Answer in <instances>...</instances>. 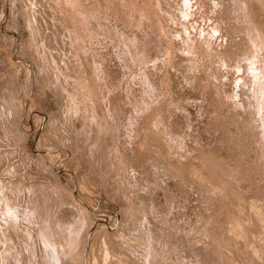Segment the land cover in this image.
Returning <instances> with one entry per match:
<instances>
[{
  "label": "rangeland",
  "instance_id": "1",
  "mask_svg": "<svg viewBox=\"0 0 264 264\" xmlns=\"http://www.w3.org/2000/svg\"><path fill=\"white\" fill-rule=\"evenodd\" d=\"M75 1L0 0V243L3 244L0 256L5 252V262L8 264H47L44 257L51 256L49 251L52 252V247L58 249V253L61 250V254L66 251L55 245L51 247L49 242L42 244L46 242L43 241L47 234L44 228L55 223L57 229V224L65 220L63 227L59 224L58 228H66L67 223L68 231L55 230L58 234L63 230L70 235L76 232L78 239H75L77 242L79 240V245L75 244V249L79 252L75 250L78 253L74 251V256H68L69 259L64 256L61 259L63 264L72 261L71 264H78L81 259L85 262L83 260L79 264H87V261L90 264V260L92 264H182L185 261H188L187 264H208L211 260L213 264L226 261L230 262H226L228 264L234 261L233 264H264V226L259 224L264 221V159H261L264 158V0ZM66 3H75V8L74 5L73 9H69L70 6L67 8ZM62 8L64 12L60 13ZM82 8L86 9V13ZM66 11L73 12L71 15L76 14V17L70 13L66 15ZM61 14L66 18L63 19ZM65 19H69L68 22ZM69 21L75 22L76 26ZM54 45L57 47L55 51L52 49ZM12 105L17 110H10ZM10 120H16L17 126ZM11 124L15 129L11 130ZM148 124L150 128H147ZM18 127L20 130L16 132ZM153 132L154 137L159 139L153 137ZM165 149L169 150L168 154L164 152ZM145 152L151 158L148 159ZM9 157L13 160L8 161ZM165 160L167 164L163 162ZM156 161L160 168L165 165L164 171L157 167ZM8 165L14 171H10ZM8 170L10 174H7ZM14 177L19 182L24 179L22 187L19 182H14ZM39 184L42 190H39ZM56 184L62 187L59 185L57 188ZM46 185L51 187L52 192ZM44 187L45 190L49 188L50 198L45 195L41 197L40 193L47 191ZM63 187L67 189L60 191ZM255 187L263 190V197ZM56 190L63 194L58 192L61 196L59 199L54 197L58 195L54 193ZM14 192L19 193L16 195ZM21 192L25 194L20 198ZM257 192L258 199L255 198ZM52 193L55 194L54 198ZM15 196H18V200ZM63 197L74 200L69 203L74 206L71 208L69 200H62ZM44 198L50 201L46 208L43 201L47 199ZM55 198L67 203H62L65 205L62 207L58 201L57 204L54 202ZM128 200H132L134 205ZM24 201L29 202V208ZM77 203L83 206L84 212ZM31 204H37L35 208L38 209L43 207V213L53 216L44 221L43 216H39L42 209L41 212L34 207L32 209ZM7 206L13 210L17 208L15 211L19 214ZM30 207L33 215H30ZM48 207L52 209L48 210ZM56 207L64 212L68 220L70 217L72 220H66V216L58 213ZM54 208L58 217L53 214ZM129 211H132V215L128 218L125 213ZM82 212H87L88 216L82 215ZM239 212L244 214L240 215ZM147 213L150 214L149 218L153 217L156 221L152 219L151 222ZM122 214L124 217L120 216ZM249 214L259 222H255ZM120 217L126 223L123 227ZM241 217L246 219L245 222ZM36 218L39 222H36ZM104 218L108 220H102ZM78 219H84L83 224L76 222ZM237 219L246 224L242 226ZM139 221H142V226ZM131 223H136L135 228L138 225L141 228L138 226L139 229L137 227L135 230ZM78 224L83 229L79 230ZM98 224L110 226L99 228ZM147 224L149 227L146 228ZM193 224L194 227H191ZM85 225L89 226V232ZM125 225L129 226L127 237L123 231ZM33 226L41 227L42 231ZM29 227H32L31 231ZM195 227L200 228L201 232L198 229L194 232ZM118 228L120 236L109 234ZM34 230L36 237L43 232L38 236L41 237L39 240L33 237ZM76 230H79V236ZM101 230H104L103 234ZM228 233L233 237L230 234L228 238ZM247 235L252 240L246 238ZM100 236L103 238L99 239ZM106 236L112 237L114 242L108 237L105 240ZM115 236L119 239V245H114L118 242ZM123 236L128 238L125 242L127 247L121 246L120 250V240L121 243L125 240ZM231 237L233 239L229 242ZM192 238H196L193 239L196 243H192ZM35 239L40 243H35ZM201 240L207 245L202 244ZM110 242L115 247L119 246L116 247L119 252ZM129 242L137 243L131 244L130 249L138 247L129 250ZM186 244L192 245L189 247L194 248L193 253ZM199 244L201 248L197 249ZM237 244H241L239 251ZM79 247H85V250ZM111 247L114 250H109ZM147 247L150 250H146L150 252L148 254L143 251ZM185 247L187 251L183 249ZM208 248L213 251L206 253ZM246 248L248 252L249 248L252 251L248 253ZM83 251L87 252L84 254ZM117 253L121 254L122 259ZM254 254L259 255L256 261L255 258L251 259L255 257ZM76 255H81V258L76 260ZM210 255L214 259L222 255L224 261L221 257L217 258V262ZM178 257L185 261L178 260ZM238 257L237 261L240 262L237 263ZM132 259L134 262H131Z\"/></svg>",
  "mask_w": 264,
  "mask_h": 264
},
{
  "label": "bare ground",
  "instance_id": "2",
  "mask_svg": "<svg viewBox=\"0 0 264 264\" xmlns=\"http://www.w3.org/2000/svg\"><path fill=\"white\" fill-rule=\"evenodd\" d=\"M61 1H64V0H61ZM67 1H68V0H67ZM70 1H71V0H69V3H70ZM78 1H81V0H78ZM78 1H77V3H78ZM72 2H73V1H72ZM74 2H76V1L74 0ZM85 2H87V1L85 0L84 3H85ZM98 2H99V1H98ZM60 3H61V2H60ZM79 3H80V2H79ZM81 3H82V2H81ZM67 4H68V3H66V5H67ZM71 4H73V3H71ZM74 4H75V3H74ZM74 4H73V5H74ZM73 5L68 4L66 7L68 8V7L70 6L69 9H71ZM83 5H84V4H83ZM88 5H89V4H88ZM78 6H79V8H80V5H78ZM78 6L76 7V9L78 8ZM85 6H86V4H85ZM73 8H75V5H74ZM73 8H72V9H73ZM62 9H63V8H62ZM76 9H75V10H76ZM82 9H83V8H82ZM83 10H84L83 12L86 13V12H85L86 9L84 8ZM77 11H78V10H77ZM62 12H64V9H63V11H61L60 13H62ZM68 12H69V11H68ZM69 13H70V15H71V13H73V12H69ZM69 13H67V11H66V15L69 14ZM75 13H77V12H74V14H75ZM87 13H88V12H87ZM77 14H78V13H77ZM61 15H62V14H61ZM66 15H62L63 19L66 18V17H64V16H66ZM72 15H73V14H72ZM72 15H71V16H72ZM78 15H81L80 12H79ZM71 16H69V17H71ZM73 16H74V18H75V17H76V14L73 15ZM78 17H79V16H78ZM67 18H68V17H67ZM169 18H170V17H169ZM69 19L72 20V18H69ZM69 19H68V20H69ZM68 20L66 21V19H65L66 22H68ZM71 20H70V21H71ZM73 20H74V19H73ZM75 20H76V19H75ZM94 20H95V19H94ZM70 21H69V22H70ZM94 22H97V21H94ZM100 22H101V21H100ZM70 23H73V22H70ZM70 23H69V24H70ZM76 23H77V21H76ZM90 23H91V22H90ZM92 23H93V21H92ZM69 24H68V25H69ZM73 24H74V26H76V25H75V22H74ZM71 26H72V25H70V28H71ZM71 29H72V28H71ZM74 29H75V28H74ZM76 29H77V27H76ZM75 31H76V30H74L73 32H75ZM67 32H68V31H67ZM73 32H72V34L74 35L75 33H73ZM68 33H69V32H68ZM72 34H71V35H72ZM68 35H69V34H68ZM76 36H77V35H76ZM68 37H69V36H67V38H68ZM71 37H72V36H71ZM65 38H66V37H65ZM67 38H66V40H67ZM69 38H70V37H69ZM75 38H76V37H75ZM67 45L69 46V49L71 50L70 45H69L68 43H67ZM55 47H56L55 45H54L53 48H52V46H51L52 49H54ZM63 47H67V46H63ZM56 48H57V47H56ZM67 48H68V47H67ZM56 50H58V49H56ZM54 51H55V49H54ZM54 51H51V53L54 52ZM56 52H57V51H56ZM67 52H68V51H67ZM70 52H71V51H70ZM51 53H50V54H51ZM68 53H69V52H68ZM51 56H54V55L51 54ZM54 58H55V56H54ZM56 59H57V58H56ZM51 70H52V69H51ZM51 72H52V71H51ZM8 106H10V105H8ZM11 108H13V105H12L11 107H9L10 110H11ZM15 108H16V106H15L13 109H15ZM15 110H17V109H15ZM18 110H19V109H18ZM13 111H14V110H13ZM13 114H15V113H13ZM17 114H18V113H17ZM11 115H12V114H11ZM20 115H22V114L20 113ZM20 118H22V117L20 116ZM149 118H150V117H149ZM7 121H8V120H7ZM10 121H11V123L13 122V123H12L13 125L16 124L15 126H17V122H15L16 120H13V121L10 120ZM10 121H9V124H10ZM150 121H151V119H150ZM14 123H15V124H14ZM146 123H147V122H146ZM148 123H150V122H148ZM7 124H8V122H7ZM9 124H8V125H9ZM12 124H11V126H13ZM146 126H147V124H146ZM148 126H149V124H148ZM150 127H151V126H149V127H147V128H150ZM8 128H9V127H8ZM10 128H11V130H12V128L15 129L14 126H13V127H10ZM167 128H168V126H167ZM17 129H19V127L16 128V130H17ZM19 130H20V129H19ZM19 130H17L16 132H18ZM149 130H150V129H149ZM7 131H8V129H7ZM8 132H9V131H8ZM13 132L16 133L15 130H13ZM146 132H147V131H146ZM154 132L156 133V131H154ZM154 132H153V137L155 136V135H154ZM10 133H12V131H11ZM14 133H13V134H14ZM151 134H152V133H151ZM14 135H15V134H14ZM145 135H146V134H145ZM16 136H17V133H16ZM151 136H152V135H151ZM153 137H152V138H153ZM12 138H13V137H12ZM154 138H155V137H154ZM156 138L159 139V137H156ZM156 138H155V139H156ZM145 139H147V137H145ZM148 139H149V138H148ZM160 140H161V139H160ZM144 143H145V142H144ZM53 144H54V143H53ZM47 146H48V145H47ZM50 146H55V147H56V145H51V144H50ZM44 147H45V146H44ZM162 147H164V146H162ZM151 148H152V147H151ZM164 148H165V147H164ZM52 149H53V148H52ZM47 150H48V149H47ZM165 150H166V151H164V150H163V151H164L165 153L167 152V154H168V151H169V150H168V149H165ZM160 151H162V150H160ZM163 151H162V152H163ZM148 152H150V151H148ZM72 153H73V151H72ZM72 153H71V154H72ZM261 153H262V152H261ZM7 154H8V153H7ZM12 154H13V153H12ZM145 154H146V152H145ZM156 154H157V153H156ZM262 154H263V153H262ZM68 155H69V154H68ZM72 155H73V154H72ZM72 155H71V156H72ZM147 155H148V153L146 154V156H147ZM159 155H160V154H159ZM8 156H10V155H8ZM152 156L154 157V155H152ZM153 157H152V159H153ZM161 157H162V156H161ZM164 157H165V155H164ZM262 157H263V156H262ZM3 158L5 159V156H3ZM7 158H8V157H7ZM13 158H14V157H13ZM147 158H148V156H147ZM149 158H151V156H150ZM149 158H148V159H149ZM155 158H156V156H155ZM159 158H160V157H159ZM10 159H12V157H11V158L9 157V160H8V161H10ZM261 159L263 160L264 158H261ZM12 160H13V159H12ZM12 160H11V161H12ZM154 160H155V159H154ZM162 160H164V159L162 158ZM162 160H161V161H162ZM8 161H7V162H8ZM16 161H19V160H16ZM158 161H159V160H158ZM40 162H41V161H40ZM43 162H44V159H43ZM43 162H41V163H42V164L47 163L46 161H45L44 163H43ZM163 162L165 163L166 160L163 161ZM261 162H262V161H261ZM261 162H260V163H261ZM8 163H10V162H8ZM14 163H15V162H14ZM155 163L158 164V165L156 164L157 167H158V166H159V163H158L157 161H156ZM160 163H161V162H160ZM164 163H163V164H164ZM262 163H263V164H262ZM262 163H261V164L263 165V168H264V162H262ZM10 164H11V163H10ZM10 164H9V165H10ZM47 164H48V163H47ZM47 164H44V166L47 165ZM163 164H162V165H163ZM165 164H167V163H165ZM9 165H8V166H9ZM18 165H19V164H18ZM49 165H50V164H49ZM13 166L15 167L14 164H13ZM40 166H41V164H40ZM42 166H43V165H42ZM51 166H52V165H51ZM77 166H78V165H77ZM163 166L165 167V165H163ZM16 167L18 168L17 164H16ZM19 167H20V166H19ZM45 167H47V166H45ZM48 167H49V166H48ZM164 167H163V168H164ZM168 167H170V166L168 165ZM8 168L10 169V171H14V170H12L13 168H12L11 166H9ZM8 168H7V169H8ZM11 168H12V169H11ZM17 168H14V169H16V170L19 171V169H17ZM51 168H52V167H51ZM159 168H160V166H159ZM159 168H158V169H159ZM161 168H162V167H161ZM161 168H160V169H161ZM163 168H162V169H163ZM165 168H166V167H165ZM160 169H159V170H160ZM171 169H172V168H171ZM171 169H170V170H171ZM51 170H52V169H51ZM164 170H165V169H163L162 171H164ZM8 171H9V170H8ZM10 171L7 172V174H8V173L10 174ZM46 171H47V170H46ZM46 171H45V172H46ZM172 171H173V170H172ZM5 172H6V171L4 170V173H3L4 176H5ZM160 172H161V170H160ZM12 173H13V172H12ZM46 173H49V172H46ZM162 173L164 174V172H162ZM15 174H17V172H16ZM26 175H27V174H26ZM26 175H25V176H26ZM164 175H165V174H164ZM11 176H12V175H11ZM159 176H160V175H159ZM157 178H158V177H157ZM160 178H161V176H160ZM14 179H15V181H14L15 183H16V181L19 182L18 179H16L15 177H14ZM155 179H156V178H155ZM158 179H159V178H158ZM156 180H157V179H156ZM22 181H24V179H23ZM22 181L19 182V183H20L19 186L21 185L20 187H22ZM159 181H160V180H159ZM255 182L257 183V181H255ZM224 183H225V182H224ZM45 184H47V183H45ZM45 184H42V185L45 186ZM48 184L50 185V183H48ZM49 185H46V187L48 186V187L50 188V189H49V188H48V189L51 191L52 189H51V187H50ZM56 185H57V184H56ZM59 185H61V184H59ZM59 185H57L58 187H57V186H56V187L59 188ZM255 185L259 186L260 184H259V185H258V184H254L253 186H255ZM38 186L40 187V184H39ZM80 186H81V185H80ZM261 186H262V184H261ZM41 187H42V186H41ZM41 187H40V188H41ZM46 187H44V190H45ZM52 187H54V185H52ZM61 187H62V185H61ZM262 187H264V186H262ZM40 188H39V190H42V189H43V188H41V189H40ZM57 188H56V189H57ZM255 188H258V187H255ZM48 189H46V190L48 191V194H47V195H49V190H48ZM53 189H54V188H53ZM63 189H64V187H63L62 189H60V191L63 190ZM66 189H67V188L65 187L64 190H66ZM259 189H260V188H258V191H259ZM21 190H22V189H21ZM46 190H45V191H46ZM54 190H55V189H54ZM57 190H59V189H57ZM57 190H56V192H54V191H53V192H54L55 194H56V193L58 194L59 191H57ZM64 190H63V191H64ZM88 190H89V188H88ZM17 191H18V190H17ZM22 191H23V190H22ZM47 191H46V192H47ZM262 191H263V190H262ZM262 191H259V195L261 194V196H262V193L264 192V191H263V192H262ZM19 192H20V191H19ZM19 192H17V193H19ZM26 192H27V191H26ZM37 192H38V191H37ZM40 192H41V191H40ZM40 192H39V193H40ZM42 192H43V193H42ZM42 192L40 193V194H42L41 197H42L43 195H45L47 198H50L51 193H50L49 196H47V195H46V192H45V194H44V191H42ZM51 192H52V191H51ZM14 193H16V192H14ZM17 193H16V195H17ZM28 193H29V192H28ZM59 193H60V192H59ZM12 194H13V193H12ZM21 194H22V192H21ZM23 194H25V193H23ZM23 194H22V195H19L20 198L23 196ZM55 194L52 193V197H53V195H55ZM60 194H61V193H60ZM60 194L55 195L54 197H58V199H59V198L61 197V196L59 197ZM35 195H36V194H35ZM37 195H39V194H37ZM61 195L63 196V194H61ZM65 195H67V194H65ZM255 195L257 196V195H258V192H257ZM263 195H264V194H263ZM13 196H14V195H12V197H13ZM45 196H44V197H45ZM24 197H25V198L27 197V199H28V196H27V195H26V196L24 195ZM34 197H35V196H34ZM54 197H53V198H54ZM64 197L67 198L68 196H64ZM64 197H63L62 200H67V202H68V200H69L68 205L70 206V204H69L70 201H74V200H71V199H65ZM70 197H71V196H70ZM70 197H68V198H70ZM259 197H260V196H259ZM262 197H263V196H262ZM15 198L17 199L18 196H17V197L15 196ZM20 198H19V199H20ZM32 198H33V197H32ZM37 198H38V197H37ZM37 198H35L36 201H37ZM47 198H44V199H47ZM255 198L258 199V196L255 197ZM13 199H14V197H13ZM39 199H40V201H41L40 195H39ZM44 199H43V200H44ZM51 199H52V198H51ZM51 199H50V200H51ZM58 199L55 198V200H54V199H53V200H54V202L56 203V202L58 201ZM76 199L78 200V198H76ZM86 199H87V198H86ZM257 199H255V200H257ZM10 200H11V198H10ZM17 200H18V199H17ZM17 200H16V201H17ZM24 200H25V199H24ZM33 200H34V199H33ZM33 200H32V203H33ZM81 200H83V199H81ZM81 200H80V201H81ZM21 201H22V199H21ZM21 201L19 200V203H20ZM25 201H26V200H25ZM25 201H24V203H25ZM28 201H29V200H28ZM30 201H31V200H30ZM30 201H29V202H30ZM34 201H35V200H34ZM47 201H48V199H47ZM47 201H46V202H45V200L43 201V203H46V204H44V205H46V206H44L45 208L47 207L48 203H49V205H50V201H48V202H47ZM51 201H52V200H51ZM60 201H61V199L58 201V204L60 203V205H62V203H63L64 201H63V202H62V201L60 202ZM88 201H89V200H88ZM91 201H93V200H91ZM91 201H90V202H91ZM96 201H97V200H95V202H96ZM128 201H129L130 203H132V202H131L132 200H131V201L128 200ZM128 201H127V202H128ZM142 201H143V200H142ZM12 202H15V201H12ZM22 202H23V201H22ZM26 202H27V201H26ZM29 202H28V203H29ZM38 202H39V201H38ZM38 202H37V204H38ZM54 202H51V203H54ZM67 202H66V203H67ZM95 202H93V203H95ZM97 202H98V201H97ZM250 202H251V200H250ZM254 202H255V201H253V203H254ZM16 203H17V202H16ZM16 203H15V205H16ZM24 203H23V206H24ZM28 203H25L26 206H27ZM43 203H42V204L40 203V204L43 205ZM66 203H63V204H66ZM75 203H76V202H75ZM83 203L85 204V202H83ZM83 203H82V204H83ZM263 203H264V202H263ZM37 204H36V205L31 204L32 209H33V207L35 208V206H37ZM40 204H39V205H40ZM56 204H57V203H56ZM84 204H83V205H84ZM89 204H90V205H93V204H91V203H89ZM97 204H98V203H97ZM127 204H128V203H127ZM132 204L134 205V203H132ZM259 204H260V203H259ZM259 204H258V205H259ZM8 205H9V204H8ZM17 205H18V203H17ZM28 205H29V204H28ZM32 205H33V206H32ZM41 205H40L39 207H41ZM60 205H59V207H60ZM68 205H67V207H69ZM72 205H73V204L71 203V206H72ZM77 205H78V203H77ZM86 205H87V204H86ZM86 205H85V206H86ZM144 205H145V204H144ZM263 205H264V204H263ZM18 206H20V204H19ZM26 206H25V207H26ZM55 206H56V205L54 204V207H55ZM64 206H65V205H64ZM64 206L62 205V207H64ZM71 206H70V207H71ZM73 206H74V205H73ZM73 206H72V207H73ZM87 206H88V205H87ZM95 206H96V204H95ZM124 206H125V205H124ZM127 206H128V205H127ZM130 206H131V205H129V207H130ZM142 206H143V205H142ZM142 206H141V207H142ZM7 207H8V206H7ZM25 207H24V209H25ZM27 207H28V206H27ZM27 207H26V208H27ZM31 207H30L29 210H31ZM37 207H38V206H37ZM37 207H36L35 209H38ZM50 207H52V206H50ZM59 207H58V208L56 207V208H57L56 211L59 210ZM62 207H61V208H62ZM70 207H69V208H70ZM72 207H71V208H72ZM78 207H81V206L78 205ZM82 207H83V206H82ZM82 207H81V208H82ZM93 207H94V206H93ZM125 207H126V206H125ZM132 207H133V206H132ZM150 207H151V206H149V208H150ZM254 207H255V206H254ZM261 207H262V205H261ZM8 208H10V207H8ZM18 208H20V207H18ZM21 208H23V207H21ZM28 208H29V207H28ZM42 208H43V207H41L40 209H42ZM52 208H53V207H52ZM52 208H51V209H52ZM61 208H60V210L62 211L63 208H62V209H61ZM71 208H70V210H71ZM81 208H80V210L82 211L83 208H82V209H81ZM146 208H147V207H146ZM149 208H147V209H149ZM151 208H152V207H151ZM151 208H150V209H151ZM250 208H252V207H250ZM263 208H264V207H263ZM5 209H6V208H5ZM10 209L13 210L12 208H10ZM10 209H9V210H10ZM40 209H38V210L41 212ZM47 209H48V210H51V209H49V207H48ZM74 209H75V207H74ZM132 209H133V208H132ZM147 209H146V210H147ZM150 209H149V210H150ZM238 209H239V208H238ZM238 209H237V211H239ZM15 210H17V208H16ZM15 210H13V211L15 212V214H17V212H16ZM19 210H20V209H19ZM27 210H28V209H27ZM27 210H25V211L27 212ZM53 210L55 211V208H54ZM53 210H52V211H53ZM68 210H69V209H68ZM75 210H79V208H78V209H75ZM90 210H91V208L89 209V211H90ZM260 210H261V209H260ZM262 210H263V209H262ZM31 211H32V210H31ZM34 211H35V210H34ZM45 211H46V210H44V212H45ZM52 211H51V213H52ZM56 211L53 212V214L55 213V215H56ZM72 211H73V210H72ZM81 211H79V212H81ZM85 211H86V210H85ZM89 211H87V212H89ZM240 211H241V210H240ZM257 211H259V210H257ZM29 212H30V211H29ZM29 212H28V213H29ZM37 212H38V211H37ZM46 212H48V214H50L49 211H46ZM59 212H60V211H58V213H59ZM62 212H63V211H62ZM62 212H60V214H64V212H63V213H62ZM76 212H77V214H78V211H76ZM83 212H84V210H83ZM83 212H82V215L84 214ZM87 212L84 214V216L87 215ZM90 212H91V211H90ZM125 212H126V211H125ZM127 212H128V211H127ZM131 212H132V211H129V213H125V214H127L128 218H129L130 215H132ZM141 212H142V211H141ZM247 212H248V211H247ZM247 212H245V213H247ZM8 213H12V212H8ZM8 213H7V214H8ZM21 213H22V212H21ZM41 213H42V215H39V214H38V215H39V216H43L44 221L47 220V217H49V216L51 215V214H50V215H47V213H43V209H42V212H41ZM41 213H40V214H41ZM70 213H71V214H74V213H72L71 211H70ZM92 213H93V212H92ZM102 213H103V212H102ZM148 213L152 214V212H148ZM148 213H147V217H148V219H151V218H149V215H150V214H148ZM235 213H236V212H235ZM15 214H14V215H15ZM18 214H19V213H18ZM18 214H17V215H18ZM35 214H36V212L34 213V216H36ZM90 214H91V213H90ZM98 214H99V213H98ZM103 214H104V213H103ZM103 214H102V215H103ZM128 214H129V215H128ZM231 214H232V213H231ZM233 214H234V213H233ZM239 214H240V212H239ZM242 214H244V213L242 212ZM242 214H240V215H242ZM247 214H248V213H247ZM247 214L244 215V217H246ZM252 214H254V213L252 212ZM10 215H11V214H10ZM17 215H15V216H17ZM20 215H21V214H20ZM26 215H27V213H26ZM28 215H29V214H28ZM30 215H33V211H32V214L30 213ZM30 215H29V216H30ZM64 215H65V214H64ZM64 215H63V216H64ZM75 215H76V213H75ZM79 215H81V214H79ZM92 215H93V214H92ZM95 215H96V214H95ZM123 215H124V214H122V215H120V216H123ZM135 215H136V214H135ZM152 215H153V214H152ZM152 215H151V216H152ZM249 215H250V214H249ZM34 216H33V217H34ZM51 216H53V215H51ZM56 216H57V215H56ZM59 216H60V215H59ZM65 216H66V215H65ZM70 216H72V215H70ZM87 216H88V215H87ZM87 216H86V217H87ZM89 216H90V215H89ZM96 216H97V215H96ZM105 216H106V215H105ZM127 216L125 215V217H127ZM151 216H150V217H151ZM230 216H231V215H230ZM234 216H235V215H234ZM238 216H239V215H238ZM238 216H237V217H238ZM253 216H254V215H253ZM262 216H263V215H262ZM22 217H23V216H22ZM37 217H38V216H37ZM57 217H58V216H57ZM57 217H56V219H57ZM60 217H61V216H60ZM74 217H75V216H74ZM77 217H78V216L76 215V218H77ZM99 217H100V216H99ZM106 217H108V216H106ZM123 217H124V216H123ZM132 217H134V216H132ZM136 217H137V215H136ZM136 217H134V219H135ZM143 217H144V216H143ZM143 217L141 216V218H143ZM235 217H236V216H235ZM239 217H240V216H239ZM242 217H243V216H242ZM242 217H241V218H242ZM250 217H252V216L250 215ZM250 217H249V218H250ZM19 218H20V216H19ZM23 218H24V217H23ZM25 218H26V217H25ZM31 218H32V217H31ZM31 218H29V219L26 218V219L30 220ZM43 218H42V217H41V218L39 217V219H41V221L43 220ZM50 218H51V217H50ZM50 218H49V220H50ZM54 218H55V217H53V219H54ZM66 218H67V216H66ZM66 218H65V219H66ZM70 218H71V217H70ZM70 218H69V220H70ZM78 218H79V217H78ZM80 218H81V217H80ZM82 218H84V217H82ZM92 218L95 219L94 216H93ZM92 218H90V219H91V222L95 221V220H93ZM117 218H118V217H117ZM117 218H116V220H117ZM120 218H122V217H120ZM141 218L139 217V219H141ZM144 218H145V217H144ZM228 218H229V217H228ZM232 218H233V217H232ZM249 218H248V219H249ZM252 218H253V217H252ZM263 218H264V217H262V221H263ZM17 219H18V217H17ZM32 219H33V218H32ZM36 219H37V218H36ZM39 219H37L38 221H36V222H39ZM61 219H63V218H61ZM87 219H88V217H87ZM96 219H97V218H96ZM126 219H127V218H126ZM130 219H131V217H130ZM152 219L155 220V218H153V217H152ZM152 219H151V220H152ZM239 219H240V218H239ZM248 219H247V220H248ZM253 219H255V218H253ZM3 220H4V218H3ZM3 220H2V221H3ZM23 220H24V219H23ZM51 220H52V218H51ZM58 220H60V219H58ZM66 220H68V218H67ZM69 220H68V221H69ZM71 220H72V218H71ZM73 220H74V219H73ZM88 220H89V219H88ZM102 220H108V219H105V218H104V219H102ZM132 220H133V218H132ZM145 220H147V219H145ZM153 220H152L151 222H153ZM198 220H200V218H199ZM237 220H238V219H237ZM242 220H244V218H242ZM242 220H241V221H242ZM245 220H246V219H245ZM245 220L242 221V222H245ZM255 220H256L255 222H257V223L259 222V221L257 220V218H256ZM16 221H18V220H16ZM44 221H43V223H44ZM53 221L55 222V219H54ZM75 221H76V220H75ZM82 221H84V219H82V220H80V221H79V219H78V221H76V222L81 223ZM111 221H112V220H111ZM111 221H109V222H111ZM120 221L122 222V223L120 222L121 225H122V226H121V225H120V226L123 227V225L126 224V223H123V218H122V220H120ZM124 221H125V220H124ZM129 221H130V220H129ZM155 221H156V220H155ZM200 221H201V220H200ZM231 221H232V220H231ZM235 221H236V220H235ZM238 221H239V220H238ZM26 222H27V221H26ZM32 222H33V221H32ZM32 222H31V223H32ZM54 222H52V225H53ZM56 222H57V221H56ZM66 222H67V221H66ZM76 222H75V223H76ZM85 222H86V220H85ZM104 222H105V221H104ZM114 222H116V221H114ZM117 222H118V221H117ZM117 222H116V223H117ZM126 222H127V221H126ZM135 222L137 223V220H136ZM140 222H142V221H139L138 223L140 224ZM146 222H150V221H146ZM146 222H144V224H146ZM151 222H150L149 224H151ZM162 222H163V221H162ZM196 222H197V221H196ZM239 222H240V221H239ZM239 222H236V223H239ZM242 222H240V223H242ZM249 222H250V221H249ZM263 222H264V221H263ZM263 222H259V224L262 223V224L260 225V226H262V227L264 226V225H263V224H264ZM29 223H30V221H29ZM41 223H42V222H41ZM48 223H49V222H48ZM50 223H51V221H50ZM50 223H49V224H50ZM62 223H63V221H62L61 223H59L60 226L62 225ZM70 223H71V222H70ZM93 223H95V222H93ZM96 223H98V222H96ZM102 223H103V222H102ZM106 223H107V222H106ZM112 223H113V222H112ZM127 223H128V222H127ZM133 223H134V222H133ZM133 223H131V224H133ZM136 223H135V224H136ZM165 223H166V222L164 221V224H163V223H162V224L165 225V227H166L167 225H166ZM234 223H235V222H234ZM240 223H239V225H240ZM2 224H3V223H2ZM4 224H5V223H4ZM16 224H19V223H16ZM32 224H33V223H32ZM37 224H38V223H37ZM49 224H48V225H49ZM56 224H57V223H56ZM59 224H57V229H58V231H60L59 229H61V230H62V229L66 230L67 227H68V226H67V223H66V225H65L66 228H58ZM64 224H65V220H64L63 225H64ZM68 224H69V223H68ZM82 224H83V222H82ZM88 224H89V222H88ZM104 224H105V223H104ZM128 224H130V222H129ZM135 224L130 225V226H132V227L134 226V228H135ZM149 224H147V226H145V227H146V228L149 227V226H148ZM194 224H195V223H194ZM194 224H193V226H191V227H194ZM243 224L245 225L246 223H242V226H243ZM254 224H256V223H254ZM259 224H258V225H259ZM27 225H28V223H27ZM63 225H62V227H63ZM75 225H76V224H75ZM75 225H74V226H75ZM78 225H79V227H80L79 230L83 229V228H82V225H81V226H80V224H78ZM78 225H77V226H78ZM98 225H99V224H98ZM106 225H107V224H106ZM106 225H104V226H106ZM113 225H114V223H113ZM113 225H112V226H113ZM140 225H141V224H140ZM140 225H138V226H140ZM199 225H200V222H199ZM256 225H257V224H256ZM28 226H29V225H28ZM28 226H27V227H28ZM31 226H32V225H31ZM34 226H35V225H34ZM34 226H33V228H34ZM40 226H41V224H40ZM44 226H46V225L44 224ZM54 226H55V223H54L53 226L50 225L49 227L46 226L47 228H44V229H46V230H44V231H46L47 234H46V232H44V234H46V236H44L45 240H43V239H41V240L46 241V242H43L42 244H44V243L47 244V242H49L48 244H50L51 247H52L53 245H55V246H58V248L60 247V249L65 250L66 252H65V254H64V252L62 251L63 254H64V255H63V254L60 253L61 250H59L60 252L58 253V252L56 251V250H58V249L52 247V248H51V249H52V252L49 251V253H51V256H50V254H49L48 256L45 255L46 257H44V259L47 258L46 260L48 261L49 264H63L64 261H62V260H63L62 258H64V256H67V257H68V256H72V255L74 254V251L76 250V249H75V248H76V247H75V244L79 245V243H78L79 240H78V242H77V239H78V238L75 237V236H76V232H75V234L73 233V235H70V233H67V232H65V231L63 230L64 233H62V235H61V232H63V231H61L60 234H58V232H56V230H57V229H56V226H55V227H54ZM60 226H59V227H60ZM69 226H70V225H69ZM86 226H87L88 228H86ZM92 226H93V225H92ZM92 226H90V227H92ZM101 226H102V225L100 224V225H99V228H100ZM104 226H102V227H104ZM109 226H110V225H109ZM109 226H106V227H109ZM117 226H118V225H117ZM125 226H126V225H125ZM138 226H137V227H138ZM141 226H142V225H141ZM141 226H140V228H141ZM240 226H241V225H240ZM242 226H241V228H242ZM36 227L38 228V226H36ZM53 227H54V228H53ZM71 227H72V226H71ZM94 227H95V226H94ZM121 227H119V228L121 229ZM128 227H129V226H128ZM128 227L126 226V228H125L126 230L123 228V229H124L123 231H125V237H127V234H128V232H127V230H128L127 228H128ZM137 227H136V228H137ZM143 227H144V226H143ZM145 227H144V228H145ZM235 227H236V225H235ZM238 227H239V226H238ZM244 227H246V226H244ZM258 227H259V226H258ZM2 228H3V225H2ZM31 228H32V227H29L30 231L32 230ZM37 228H34V229H37ZM39 228L41 229V227H39ZM39 228H38V229H39ZM73 228H74V227H73ZM77 228H78V227H77ZM77 228L75 227V229H77ZM85 228H86V230H87V229H90L88 225H85ZM97 228H98V227H97ZM97 228H95V229L97 230ZM116 228H117V227H116ZM119 228L116 229V230L118 231V233H119ZM136 228H135V230H136ZM200 228H201V226H200ZM200 228H199V229H200ZM248 228H249V227H248ZM263 228H264V227H263ZM29 229H28V230H29ZM40 229H39V230H40ZM55 229H56V230H55ZM95 229H94V230H95ZM109 229H111V228H108V230H109ZM138 229H139V227H138ZM191 229H192V228H191ZM197 229H198V228L195 227L194 232H196L195 230H197ZM199 229H198L197 231L201 232V230H199ZM201 229H202V228H201ZM203 229H205V228H203ZM209 229L211 230V228H209ZM242 229H244V228H242ZM249 229H250V228H249ZM249 229H248V230H249ZM257 229H258V228H257ZM257 229H256V230H257ZM3 230H4V229H2V231H3ZM17 230H18V229H17ZM71 230H73V229H71ZM79 230H78V231L76 230V231H77V235L79 234ZM108 230H106L107 233L109 232ZM114 230H115V229H113L112 232H110L109 234L115 233L116 235H119V236H120V233L118 234V233L116 232V230H115V232H113ZM133 230H134V229H133ZM205 230H207V229H205ZM20 231H21V230H20ZM20 231H18V232H20ZM37 231H38V230H37ZM41 231H42V229H41ZM66 231H68V230H66ZM83 231H84V230H83ZM87 231H88V230H87ZM91 231H92V230H91ZM98 231H99V230H98ZM101 231H102V230H101ZM103 231H104V230H103ZM103 231H102V234H103ZM106 231H105V232H106ZM123 231H120V232L122 233ZM189 231H193V230H189ZM246 231H247V229H246ZM246 231H245V232H246ZM249 231H251V230H249ZM260 231H261V230H260ZM262 231L264 232V230H262ZM3 232H4V231H3ZM32 232H33V231H32ZM35 232H36V231L34 230L33 235L35 234ZM73 232H74V231H73ZM85 232H86V231H85ZM88 232H89V231H88ZM88 232H86V233H88ZM94 232H95V231H93V233H94ZM126 232H127V234H126ZM208 232H209V231H208ZM232 232H233V231H232ZM247 232H248V231H247ZM257 232H258V231H257ZM16 233H17V231H16ZM39 233H41V232H39ZM42 233H43V232H42ZM42 233H41V234H42ZM71 233H72V232H71ZM95 233H96V232H95ZM107 233H106V234H107ZM191 233H192V232H191ZM197 233H198V232H197ZM197 233H196V235H197ZM205 233H206V232H205ZM209 233H210V232H209ZM213 233L215 234V232H213ZM234 233H235V232H234ZM4 234H5V233H4ZM21 234H23V233L21 232ZM37 234H38V233H37ZM41 234H38V236L41 235ZM82 234H83V236H84V233H83V232H82ZM82 234L80 233V236H81ZM89 234H90V233H89ZM102 234H101V235H102ZM106 234H104V236H105ZM122 234H124V233H122ZM188 234L191 235L190 233H187V235H188ZM211 234H212V233H211ZM228 234H229V233H228ZM228 234H227V236H228ZM230 234H231V233H230ZM230 234H229L228 238L230 237ZM245 234H247V233H244V235H245ZM1 235H2V234H1ZM30 235L33 236L32 234H30ZM93 235H96V234H93ZM93 235H92V236H93ZM99 235H100V234H99ZM107 235H108V234H107ZM187 235H186V236H187ZM192 235H193V234H192ZM196 235H195V236H196ZM203 235H204V234H203ZM203 235H202V237H203ZM231 235H232V234H231ZM234 235H235V234H234ZM259 235H260V234H259ZM18 236H19V235H18ZM22 236H24V235H22ZM26 236H27V235H25V238H27ZM28 236H29V235H28ZM38 236L36 237V236L34 235L33 237L38 238ZM78 236H79V235H78ZM90 236H91V234H90ZM110 236H112V235H110ZM128 236H129V235H128ZM184 236H185V235H184ZM193 236H194V235H193ZM249 236H250V235H247L246 238H248ZM255 236H256V235H255ZM1 237H2V236H1ZM29 237H30V236H29ZM84 237H86V236H84ZM84 237H82V238L84 239ZM107 237H108V236L105 237V240L110 239V238L113 240L112 237H114V234H113L112 237H108V238H107ZM117 237H118V236H117ZM129 237H130V236H129ZM188 237L191 238V236H188ZM232 237H233V235H232ZM232 237H231V239H229V240L227 239V240H228L229 242H231L230 240L233 239ZM234 237H235V236H234ZM236 237H237V236H236ZM258 237H259V236H258ZM5 238H9V237H5ZM31 238H32V237H31ZM40 238H41V237H40ZM40 238H38V240H39ZM75 238H77V239H75ZM79 238L81 239V237H79ZM96 238H97V237H96ZM102 238H103V237H102ZM102 238H101V236H100L99 239H102ZM106 238H107V239H106ZM120 238H122V237H120ZM215 238H216V237H215ZM249 238H250V237H249ZM21 239H22V238H21ZM21 239H20V240H21ZM23 239H24V237H23ZM33 239H34V238H33ZM89 239H90V238H89ZM91 239H93V238L91 237ZM114 239H116V236H115ZM124 239H125V238H124V236H123V240H124ZM130 239H131V238H130ZM135 239H136V238H135ZM193 239L195 240L196 238H192V240H191L192 243H193V241H194ZM197 239H198V235H197ZM200 239H201V238H200ZM200 239H199V240H200ZM234 239H235V238H234ZM237 239H238V238H237ZM250 239H251V238H250ZM261 239H262V238H261ZM9 240H10V239H9ZM24 240H25V239H24ZM31 240H32V239H31ZM35 240L37 241V239H35ZM41 240H40V241H41ZM70 240H71V242H72L71 245H70ZM81 240H82V239H81ZM85 240H87V239H85ZM116 240H117V239H116ZM118 240H119V239H118ZM118 240H117V241H118ZM121 240H122V239H121ZM121 240H120V248H119L120 250H121V246H122V247H127V246L125 245V242L127 243L128 238L125 239L124 242L122 241V243H121ZM157 240H158V239H157ZM185 240H187V239H185ZM227 240H226V242H227ZM241 240H243V243L246 242V240H244L243 237L241 238ZM251 240H252V239H251ZM251 240H250V241H251ZM255 240H256V239H255ZM36 241H35V243H40V242H38V241L36 242ZM102 241H103V240H102ZM102 241H101V242H102ZM110 241H111V240H110ZM117 241H115V242H117ZM129 241H130V240H129ZM131 241H132V240H131ZM133 241H134V239H133ZM183 241H184V240H183ZM189 241H190V240H189ZM191 241H190V242H191ZM197 241H198V240H197ZM201 241H202V240H201ZM216 241H217V240H216ZM233 241H234V242H237L238 240H237V241H236V240H233ZM233 241H232V242H233ZM244 241H245V242H244ZM25 242H27V241H25ZM41 242H42V241H41ZM81 242H83V241H81ZM104 242H105V241H104ZM113 242H114V240H113ZM136 242H137V240H136ZM138 242H139V241H138ZM172 242H173V241H172ZM187 242H188V241H187ZM194 242H195V241H194ZM213 242H214V240H213ZM234 242H233V243H234ZM253 242H254V241H253ZM255 242H256V241H255ZM108 243H109V242H108ZM110 243H111V242H110ZM118 243H119V241H118L117 243H114V245H116V244H118ZM123 243H124V244H123ZM184 243H185V241H184ZM195 243H196V242H195ZM197 243H199V241H198ZM201 243L207 245V243H203V241H202ZM258 243H259V242H258ZM258 243H256V244L258 245ZM261 243H262V242H261ZM0 244H1L0 247H2V245H3L2 242H1ZM6 244H7V243H6ZM42 244H41V245H42ZM83 244H84V242H83ZM86 244H89V243H87V241H86ZM86 244H85V247H86ZM103 244H104V243H103ZM111 244L113 245V243H111ZM122 244H123V245H122ZM129 244H130V245H129V250H134V249H136V247H138V246H136L137 243H133V242L130 243V242H129ZM131 244H136V245H134V246H136V247H133V249H130V248H131L130 246H132ZM138 244L141 245V243H138ZM229 244H230V243H229ZM250 244H251V242H250ZM250 244H249V245H250ZM254 244H255V243H254ZM256 244H255V245H256ZM259 244H260V243H259ZM263 244H264V242H263ZM21 245H22V244H21ZM44 245H45V244H44ZM109 245H110V244H108V246H109ZM114 245H113V246H114ZM118 245H119V244H118ZM118 245H117L116 247H119ZM127 245H128V244H127ZM186 245H188V244H186ZM213 245H214V244H213ZM216 245H218V244L216 243ZM240 245H241V244H240ZM240 245L238 246V244H237V250H238V247H240ZM5 246H6V245H5ZM5 246H4V247H5ZM37 246H39V244H37ZM47 246H48V245H47ZM82 246H84V245H82ZM88 246H89V245H88ZM105 246H106V245H105ZM113 246H112V247H113ZM141 246H142V245H141ZM146 246H147V245H146ZM189 246H192V245H188V247H189ZM197 246H198V245H197ZM208 246H209V245H208ZM214 246H215V245H214ZM242 246H243V250H244V245H242ZM250 246H251V245H250ZM252 246H253V245H252ZM43 247H44V246H43ZM43 247H42V248H43ZM85 247H84V248H85ZM95 247H96V246H95ZM112 247H111V248H112ZM114 247H115V246H114ZM116 247H115V250H116L117 252H119V251H118V248L116 249ZM148 247H150V246H148ZM148 247H147V249H143V251H146V250H147V251H150V250L148 249ZM215 247H216V246H215ZM217 247H218V246H217ZM217 247H216V248H217ZM231 247H233L232 244H231ZM245 247H247V245H246ZM32 248H33V247H32ZM37 248H38V247H37ZM39 248H40V247H39ZM79 248H80L81 250H85L83 247H82L83 249H82L81 247H79ZM86 248H87V247H86ZM88 248H90V246H89ZM99 248H101V246H100ZM103 248H104V247H102V249H103ZM108 248H110V246H109ZM150 248H151V247H150ZM196 248H197V249L201 248L200 244H199V246L196 247ZM203 248H205V247H203ZM210 248H211V247H210ZM229 248H230V245H229ZM257 248H258V246H257ZM260 248H262V247H260ZM260 248H259V249H260ZM43 249H44V248H43ZM45 249H46V248H45ZM45 249H44V250H45ZM47 249H50V248L47 247ZM54 249H55V250H54ZM127 249H128V248H127ZM183 249H185V250L187 251L186 247L183 248ZM197 249H195V250H196V251H199V250H197ZM205 249H206V248H205ZM205 249H202V250L205 251ZM212 249H214V247H213ZM212 249H211V251H210L209 248H208V249L206 250V253H208V252H207L208 250H209V252L211 253V252L213 251ZM217 249H219V247H218ZM226 249H227V248H226ZM230 249H232V248H230ZM230 249H229V250H230ZM234 249H236V247H234ZM249 249L251 250V248H249ZM252 249H253V247H252ZM7 250H8V249H7ZM32 250H33V249H32ZM37 250L40 251L41 249H37ZM86 250H87V249H86ZM88 250H89V249H88ZM95 250H96V249H95ZM97 250H98V249H97ZM100 250H101V249H100ZM104 250H105V248H104ZM109 250H114V248L109 249ZM189 250H191V251H192L191 253H193L194 248H192V247L190 248V247H189ZM214 250H215V249H214ZM220 250H221V248L219 249V251H220ZM243 250H241V251H242V254H244V253H243ZM245 250L247 251V248H246ZM250 250H249V252H250ZM262 250H264V249L262 248ZM14 251H15V250H14ZM76 251H78V249H77ZM76 251H75V252H76ZM116 251H115V252H116ZM123 251H124V250H123ZM123 251H122V252H123ZM147 251H146L147 254L150 253V252H147ZM186 251H185V252H186ZM196 251H195V252H196ZM227 251H228V250H227ZM234 251H235V250H233L232 252H234ZM238 251H239V250H238ZM241 251H240L239 253H241ZM246 251H245V252H246ZM251 251H252V250H251ZM0 252H1V251H0ZM12 252H13V250H12ZM44 252H45V251H44ZM44 252H43V253H44ZM46 252H47V251H46ZM46 252H45V253H46ZM78 252H79V251H78ZM78 252H76V254H77ZM83 252H84V251H83ZM85 252H87V251H85ZM85 252H84V254H85ZM88 252H89V251H88ZM111 252H112V251H111ZM122 252L120 251V253H122ZM195 252H194V254H195ZM216 252H217V251H216ZM247 252H248V251H247ZM247 252H246V253H247ZM249 252H248V253H249ZM253 252H254V251H253ZM253 252H251V254H252ZM15 253H16V255H17V252H15ZM36 253H37V252H36ZM56 253H57V254H56ZM81 253H82V252H81ZM90 253H91V252H90ZM101 253H102V251H101ZM113 253H114V252H113ZM146 253H144V254L142 253V254L145 255ZM181 253H182V252H181ZM191 253H188V254H191ZM196 253H200V254H201V252H196ZM236 253H237V252H235V254H236ZM239 253H238V254H239ZM248 253L246 254L247 256H248ZM254 253H255V252H254ZM257 253H258V252H257ZM9 254H10V253H9ZM82 254H83V253H82ZM102 254L104 255V253H102ZM105 254H106V253H105ZM115 254H116V253H115ZM117 254L119 255V253H117ZM123 254H124V253H123ZM147 254H146V255H147ZM163 254H164V253H163ZM178 254L181 255L180 253H178ZM183 254H184V257H185V253H182V255H183ZM188 254H187V255H188ZM217 254H219V253L217 252ZM251 254H250V255H251ZM259 254H261V252H260ZM262 254H263V251H262ZM43 255H44V254H43ZM61 255H62V256H61ZM90 255H91V254H90ZM111 255H112V254H111ZM118 255H117V256H118ZM120 255H121V254H120ZM120 255H119V258H121ZM146 255H145V256H146ZM164 255H165V254H164ZM182 255H181L180 257H183ZM191 255H193V254H191ZM191 255H189V256H191ZM196 255L199 257L198 254H196ZM222 255H223V254H222ZM222 255H221V257L223 258V261H224V257H223ZM14 256H15V255H14ZM40 256H42V255H40ZM49 256H50V257H49ZM73 256H74V255H73ZM83 256H84V255H83ZM91 256H92V255H91ZM106 256H107V255H106ZM122 256H123V255H122ZM124 256H126V255H124ZM124 256H123V257H124ZM162 256H163V255H162ZM165 256H167V255H165ZM193 256H194V255H193ZM219 256H220V254H219ZM231 256H232V255H231ZM236 256H237V254H236ZM238 256H240V254H239ZM241 256H242V258H244L243 255H241ZM244 256H245V255H244ZM251 256H252V255H251ZM251 256H250V257H251ZM254 256H255V257H251V259H254V258H255L254 260L256 261V257H258L259 255L256 256V255L254 254ZM17 257H18V255H17ZM76 257H77V255H76ZM76 257H73V259L76 258ZM78 257H79V256H78ZM78 257L76 258V260L78 259ZM89 257H90V256H89ZM102 257H103V256H102ZM111 257H112V256H111ZM115 257H116V256H115ZM115 257H114V259H115ZM163 257H164V256H163ZM180 257H178L179 259L176 258V260H177V259H178V260H180V259L182 260V258H180ZM184 257H183V258H184ZM194 257H195V256H194ZM194 257H193V258H194ZM210 257L214 259V257H212V255H210ZM210 257H209V259H210ZM221 257H220V258H221ZM229 257H230V256H229ZM19 258H20V257H19ZM19 258H18V259H19ZM80 258H81V255H80L79 259H80ZM86 258H88V256H87ZM90 258H91V257H90ZM103 258H104V257H103ZM125 258L127 259V257H125ZM142 258H144V257H142ZM146 258H147V257H146ZM166 258H167V257H166ZM185 258H187V257H185ZM185 258H184V259H185ZM190 258L193 259L192 257H190ZM196 258H197V257H195L194 259H196ZM199 258H200V257H199ZM217 258L220 259L218 256H217ZM217 258L215 257L214 260L216 261ZM262 258H263V257H262ZM15 259H16V258H15ZM18 259H17L16 261H18ZM61 259H62V260H61ZM68 259H69V257H68ZM101 259H102V258H101ZM104 259H105V258H104ZM109 259H110V258H109ZM114 259H113V260H114ZM121 259H122V258H121ZM164 259H165V258H164ZM184 259H183V260H184ZM209 259H207V260L210 261ZM218 259H217V262H218ZM229 259H231V261L234 260L233 258H229ZM244 259H245V258H244ZM258 259H259V258H258ZM258 259H257V261H258ZM11 260H12V259H11ZM46 260H44V261H46ZM65 260H67V259H65ZM83 260H84V259H83ZM83 260L81 259L80 261L82 262ZM88 260H90V259L88 258ZM98 260H99V259H98ZM105 260H106V259H105ZM113 260H112V261H113ZM133 260H134V259H132L131 262H134ZM174 260H175V259H174ZM181 260H180V261H181ZM183 260H182V262H183ZM188 260H189V259H188ZM196 260H199V261H200V259H198V258H197ZM196 260H194V261H196ZM207 260H206V262H207ZM214 260H213V262H214ZM237 260H239V257L236 259V261H237ZM248 260H249V257H248ZM263 260H264V258H263ZM5 261H6V255H5V252H3V254H1V256H0V264H3ZM47 261H46V262H47ZM70 261H72V260H71V257H70ZM70 261H69V262H70ZM74 261H75V259H74ZM96 261H97V260H96ZM100 261H102V260H100ZM117 261H119V260H117ZM129 261H130V260H129ZM129 261H128V262H129ZM145 261H146V260H145ZM164 261H165V260H164ZM180 261H178V262L181 263ZM184 261H185V260H184ZM241 261H242V260H241ZM250 261H251V260H250ZM72 262H73V261H72ZM72 262H71V263H72ZM75 262H78V261H75ZM81 262H79V263H81ZM84 262H85V260H84ZM87 262L89 263V261H87ZM110 262H111V261H110ZM114 262H115V261H114ZM121 262H122V261H121ZM123 262H125V261L123 260ZM187 262H188V261H187ZM187 262L185 261V263H184V262H183V263H184V264H187ZM196 262H198V261H196ZM211 262H212V260H211ZM211 262H209L208 264H213V263H211ZM221 262H222V261H221ZM221 262H220V263H221ZM226 262H228V261H226ZM226 262H225V263H226ZM234 262H235V261H234ZM234 262H233V263H234ZM238 262H240V261H237V263H238ZM244 262H245V261H244ZM258 262H259V261H258ZM5 263H6V262H5ZM5 263H4V264H5ZM12 263H13V262H11V264H12ZM41 263L44 264V262H41ZM48 263H47V264H48ZM71 263H69V264H71ZM79 263H78V264H79ZM88 263H87V264H88ZM112 263H113V262H112ZM176 263H177V262H176ZM183 263H182V264H183ZM190 263L192 264V262H190ZM225 263L222 262V264H225ZM228 263H230V262H228ZM228 263H226V264H228ZM233 263H232V264H233ZM241 263H243V262H241ZM259 263H260V262H259ZM6 264H8V263H6ZM14 264H15V263H14ZM16 264H17V263H16ZM21 264H22V263H21ZM45 264H46V263H45ZM65 264H66V263H65ZM67 264H68V262H67ZM74 264H75V263H74ZM76 264H77V263H76ZM84 264H85V263H84ZM90 264H92L91 260H90ZM109 264H111V263H109ZM119 264H121V263H119ZM123 264H124V263H123ZM125 264H127V263H125ZM166 264H167V263H166ZM193 264H194V263H193ZM195 264H198V263H195ZM214 264H216V263L214 262ZM238 264H239V263H238ZM260 264H261V263H260Z\"/></svg>",
  "mask_w": 264,
  "mask_h": 264
}]
</instances>
